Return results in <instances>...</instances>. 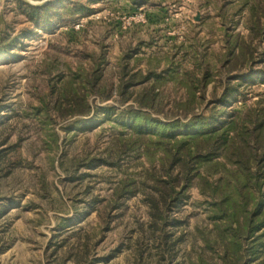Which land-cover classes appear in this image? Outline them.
<instances>
[{
	"label": "trees",
	"instance_id": "16d2710c",
	"mask_svg": "<svg viewBox=\"0 0 264 264\" xmlns=\"http://www.w3.org/2000/svg\"><path fill=\"white\" fill-rule=\"evenodd\" d=\"M94 1L56 0L39 6L16 0L34 29H24L10 43L0 44V61L2 50L24 48L23 39L32 36L34 30L71 21L78 14L89 15ZM130 1L136 5L154 3ZM227 5L236 8L235 15L247 12L248 34L242 36L225 28L219 52L207 49L197 52L192 68L186 67L181 73H175L178 66L147 76L140 72L121 73L116 95L124 105L132 101L136 106L93 104V97L101 102L115 98V90L108 91L102 84L104 57L100 55H89L93 61L90 65L80 64L61 74L55 83L51 82L40 103L32 106L30 114L35 117L40 133L49 140L50 148L53 143L58 144L56 126L74 118L76 126H81L85 118L98 119L97 113L103 111L105 117L100 118V123L109 121L117 128L109 146L99 156L75 159L76 177L72 180L91 176L90 172L79 174L83 166L105 164L116 172L105 197L88 189L91 206L96 207L99 219L97 226L91 231L86 227L73 230L71 235L76 241L69 242V236L59 241L48 264L89 263L111 223L122 215L127 202L137 196H142L147 206L146 232L151 239L149 247L145 243V250L136 248L139 261L146 258L147 262L157 264H264V104L261 105L262 101L243 111L230 105L239 98L246 100L242 90L264 84V0H229ZM3 36L10 39L7 34ZM168 79L176 80L186 96L182 103L175 104L180 115L162 119L155 115L159 113L155 105L156 87L145 83L154 85ZM137 85L144 87L137 91ZM9 140L10 137L0 140V178L12 172L5 167L10 149L5 146ZM126 159L137 163L127 164L123 169ZM61 166L70 172V167L63 163ZM131 168L135 170L128 171ZM201 169L207 174L202 175ZM209 175L217 178L210 179ZM196 179L210 198L211 226L197 227L202 245L179 257V244L186 235L176 228L186 220L177 211L190 200L189 191ZM153 256L155 261L151 259Z\"/></svg>",
	"mask_w": 264,
	"mask_h": 264
},
{
	"label": "rangeland",
	"instance_id": "374dc122",
	"mask_svg": "<svg viewBox=\"0 0 264 264\" xmlns=\"http://www.w3.org/2000/svg\"><path fill=\"white\" fill-rule=\"evenodd\" d=\"M26 1L40 6L56 0ZM153 1L136 5L130 0H96L90 4L89 15L78 14L71 21L34 30L32 36L23 39L26 45L20 50H2L0 140L10 137L5 146L10 147L5 167L12 172L0 178V210L3 211L0 264H48L59 241L68 236L69 242L76 241L71 235L73 230L86 227L91 231L97 226L99 219L96 207L91 206L88 189L105 197L110 181L116 178L114 169L101 164L81 167L79 174L90 172L91 176L72 180L76 177L75 159L99 156L116 133L117 128L109 121L100 123V118L105 117L103 111L97 113L99 120L88 117L81 126H76V118L57 125L58 144L53 143L54 147L50 148L49 140L40 133L30 113L32 106L38 105L49 91L51 82L55 83L61 74L80 64L90 65L93 61L89 55H100L104 57L102 84L108 91L115 90V98L101 102L93 97V104L119 108L136 106L132 101L124 105L116 95L121 73L140 72L147 76L164 73L174 66H178L175 73H181L186 67L192 68L197 52L205 49L219 52L225 28L242 36L248 34L247 12L235 15L236 8L227 5L229 0ZM198 13L199 20L195 19ZM31 28L32 22L19 10L16 0H0V44L10 43L20 31ZM167 75L165 73L164 77ZM145 84L156 87L155 105L159 111L155 112L156 116L167 119L171 114H179L175 104L185 100L186 91L176 80ZM143 87L137 85L136 90ZM242 91L248 99L239 98L230 104L231 108L243 111L262 101L261 105L264 104L263 83ZM179 117L187 121L184 116ZM73 124L75 126L71 127ZM62 127L71 130L64 131ZM123 162L126 164L123 169L127 164L137 163L133 159ZM62 163L70 167V172L62 168ZM200 173L207 174L204 169ZM189 193L190 200L177 211L186 220L176 228L186 235L179 244V257L192 247L202 245L197 227L211 226L208 220L210 198L202 192L199 179ZM122 211L86 264H157L147 262L146 258L139 261L136 256V248L141 251L145 250V243L146 247L151 245L146 232L149 215L142 196L130 199ZM138 242L142 244L140 247ZM151 259L155 261L156 257Z\"/></svg>",
	"mask_w": 264,
	"mask_h": 264
},
{
	"label": "water",
	"instance_id": "95a60500",
	"mask_svg": "<svg viewBox=\"0 0 264 264\" xmlns=\"http://www.w3.org/2000/svg\"><path fill=\"white\" fill-rule=\"evenodd\" d=\"M195 19H197V20L200 19V13L197 14V16L195 17Z\"/></svg>",
	"mask_w": 264,
	"mask_h": 264
}]
</instances>
